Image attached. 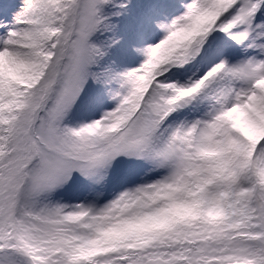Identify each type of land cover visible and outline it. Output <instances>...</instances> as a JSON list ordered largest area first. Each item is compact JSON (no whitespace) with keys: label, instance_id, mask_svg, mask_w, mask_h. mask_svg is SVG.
Wrapping results in <instances>:
<instances>
[{"label":"snow or ice","instance_id":"snow-or-ice-1","mask_svg":"<svg viewBox=\"0 0 264 264\" xmlns=\"http://www.w3.org/2000/svg\"><path fill=\"white\" fill-rule=\"evenodd\" d=\"M0 264H264V0H0Z\"/></svg>","mask_w":264,"mask_h":264}]
</instances>
